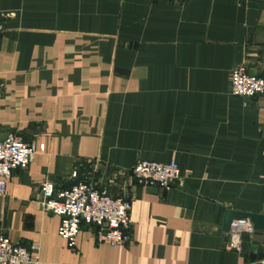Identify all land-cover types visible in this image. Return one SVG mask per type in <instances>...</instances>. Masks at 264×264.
Instances as JSON below:
<instances>
[{
    "label": "crops",
    "instance_id": "obj_1",
    "mask_svg": "<svg viewBox=\"0 0 264 264\" xmlns=\"http://www.w3.org/2000/svg\"><path fill=\"white\" fill-rule=\"evenodd\" d=\"M0 13L14 14L0 140L43 146L13 172L0 234L38 264H264V234L242 232L237 251L224 231L228 211L264 217V96L231 94L239 67L264 79V0H0ZM141 161L176 162L183 186L145 185ZM45 181L128 199L131 241L83 226L69 248Z\"/></svg>",
    "mask_w": 264,
    "mask_h": 264
},
{
    "label": "built area",
    "instance_id": "obj_2",
    "mask_svg": "<svg viewBox=\"0 0 264 264\" xmlns=\"http://www.w3.org/2000/svg\"><path fill=\"white\" fill-rule=\"evenodd\" d=\"M12 13H0V35L5 31V21ZM231 94L236 97L254 98L264 96V79L247 73L239 67L231 73ZM35 142L22 136L10 134L0 140V216L7 197L8 184L15 170H26L34 162L39 150ZM132 174L147 186L166 190L182 187L184 178L176 162L168 164L141 161L132 169ZM41 206L45 213L61 218L59 236L69 248L77 246L83 226L96 230L97 241L109 246H125L131 241V203L124 197H114L107 190L90 181L80 182L68 188L45 181L40 185ZM254 234V225L247 219L231 224L230 249L241 251L239 235ZM38 249L12 242L0 234V264H38Z\"/></svg>",
    "mask_w": 264,
    "mask_h": 264
},
{
    "label": "water",
    "instance_id": "obj_3",
    "mask_svg": "<svg viewBox=\"0 0 264 264\" xmlns=\"http://www.w3.org/2000/svg\"><path fill=\"white\" fill-rule=\"evenodd\" d=\"M247 219L250 220L255 228V232L257 235H263L264 234V217L259 215H252V214H244L239 212H232L228 211L226 214V219L224 222V231L228 233L231 228V224L235 220H243ZM1 226V223H0Z\"/></svg>",
    "mask_w": 264,
    "mask_h": 264
}]
</instances>
